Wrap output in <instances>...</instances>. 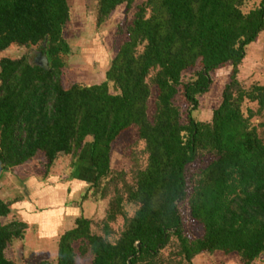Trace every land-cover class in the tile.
<instances>
[{"label":"trees","instance_id":"1","mask_svg":"<svg viewBox=\"0 0 264 264\" xmlns=\"http://www.w3.org/2000/svg\"><path fill=\"white\" fill-rule=\"evenodd\" d=\"M263 1L243 13L244 0H143L117 31L124 38L103 81L64 87L67 1L0 0V52L24 49L17 58L0 57L2 170L38 155L48 170L59 156L74 158L89 138L93 178L87 189L107 199L101 234L78 216L58 236L54 258L35 264H75L77 256L88 264H191L197 254L216 252L254 264L264 254V139L257 131L264 122L251 121L264 113V84L244 89L235 77L244 46L264 27ZM94 2L98 26L119 4L128 10L131 0ZM39 54L46 69L35 63ZM225 65L230 72L219 105L208 122L194 120L197 97L207 91L210 74ZM188 70L193 79L182 81ZM179 88L189 106L183 121L173 104ZM128 129L142 142L144 163L131 154L127 171L110 170V144ZM204 156L209 160L186 177V166ZM57 186V192L69 189L68 183ZM18 200L0 199V218ZM182 202L200 230L193 239L182 233ZM123 204L134 207L130 216ZM117 215L122 224L109 240L106 223ZM24 224H0V264H16L6 250L22 237Z\"/></svg>","mask_w":264,"mask_h":264},{"label":"rangeland","instance_id":"2","mask_svg":"<svg viewBox=\"0 0 264 264\" xmlns=\"http://www.w3.org/2000/svg\"><path fill=\"white\" fill-rule=\"evenodd\" d=\"M66 1L69 8V20L62 28V37L68 44L69 53L63 59L65 66L61 69L60 83L64 87L71 83H99L103 81L109 58L124 38V34H117V31L130 20L134 6L143 0H131L128 10L125 2L119 4L98 26L95 24L94 0ZM260 1L244 0L240 9L246 13L258 7ZM262 6L264 8V1ZM263 42L264 27L262 34L253 42V45L250 43L243 48V57L235 77L244 89L253 83L264 84ZM22 53H24L22 48L9 47L0 52V57L17 58ZM229 72L230 66L225 65L210 74L211 83L207 91L197 97L196 107L191 110V117L194 120L203 122L210 120L212 111L221 101V91L228 80ZM191 79H193L192 70L181 74L182 81ZM153 100L154 90L151 88L147 100V116H150L153 110ZM173 104L178 107L183 121L184 113L189 106L181 96V88L174 96ZM248 106L252 110L255 108L253 103H249ZM251 121L253 124L264 122V113L253 116ZM257 131L264 139V126L258 127ZM88 143L89 138H86L74 158L70 155L57 157L48 170L44 169L39 155L21 165L5 171L1 170L0 199L7 203L13 199L19 200L10 205L11 212L0 218V224L9 223L12 220L25 223L22 228V237L13 241L12 246L6 250L7 257L14 260L16 264H35L43 259L52 260L56 254L58 236L64 230L71 228L73 219L78 216L91 220L92 233H102L107 199L101 198L99 193L93 195L91 190L87 189L93 178V169L87 157ZM141 149L142 142L136 141L133 129L122 132L110 144L109 169L127 171L131 164V154L138 156L139 163L143 164L144 155L140 154ZM208 160L209 157L204 156L187 165L186 177L202 167ZM59 183L64 185L68 183L69 189L65 193L63 190L58 191L57 195L62 198L49 197L46 193L49 189L48 185L56 186ZM133 208L129 204H123L122 211L126 216H130ZM177 209L183 235L189 239L197 237L200 234L199 227L189 218L185 203H180ZM106 224L113 232L108 237L112 240L121 227V215H117L113 221H108ZM54 232L56 237H53ZM88 262L89 259L85 257L77 256L75 259V264H88ZM191 264H238V261L233 254L222 255L216 252L197 254L192 257ZM254 264H264V254L254 260Z\"/></svg>","mask_w":264,"mask_h":264},{"label":"crops","instance_id":"3","mask_svg":"<svg viewBox=\"0 0 264 264\" xmlns=\"http://www.w3.org/2000/svg\"><path fill=\"white\" fill-rule=\"evenodd\" d=\"M263 21H264V17H263ZM261 34H262V31L258 33L256 39H257V38L259 37V35H261ZM256 39H255L254 41H256ZM254 41H253V42H254ZM253 42H251L252 45H253ZM249 44H250V43H249ZM262 46H263V47H262V48H263L262 51H263V53H264V42L262 43ZM263 53H262V54H263ZM260 57H262V56H260ZM37 185H39V184H37ZM37 185H36V186H37ZM40 186H42V183H40ZM48 186H49V187H48L49 189L47 190V192H46V191H45V192L48 194L49 197H50V196H53L52 198H54V197H58V198H60V197H61V196L57 195L58 192L55 191V190H56V187H55V188H52V186H50V185H48ZM56 186H57V185H56ZM61 188H62V187H61ZM61 188H60V189H61ZM60 189H59V190H60ZM61 190H62V189H61ZM63 191H64V190H63ZM64 193H65V191H64ZM41 194H42V193H41ZM63 196H64V195H63ZM61 198H62V197H61ZM56 199H57V198H56ZM61 211H62V208H61ZM66 212H67V211H65V213H66ZM41 216H42V215H41ZM44 223H45V222H44ZM46 223H47V222H46ZM45 227H46V226H45ZM45 227H44V233L46 232V231H45ZM51 228H52V227H51ZM51 228H50V229H51ZM61 233H62V232H61ZM61 233H60V234H61ZM55 235H56V233L54 232V233H53V237H56Z\"/></svg>","mask_w":264,"mask_h":264},{"label":"water","instance_id":"4","mask_svg":"<svg viewBox=\"0 0 264 264\" xmlns=\"http://www.w3.org/2000/svg\"><path fill=\"white\" fill-rule=\"evenodd\" d=\"M35 63L37 65H40L43 67V69H46L47 68V65H46V59H45V56L44 54H39L37 55L36 59H35ZM2 170V165L0 163V172ZM136 245L138 246V243H136Z\"/></svg>","mask_w":264,"mask_h":264}]
</instances>
